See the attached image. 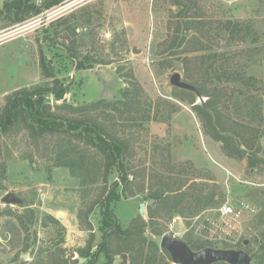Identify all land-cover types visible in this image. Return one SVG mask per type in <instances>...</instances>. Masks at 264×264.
Here are the masks:
<instances>
[{
  "label": "rangeland",
  "instance_id": "obj_1",
  "mask_svg": "<svg viewBox=\"0 0 264 264\" xmlns=\"http://www.w3.org/2000/svg\"><path fill=\"white\" fill-rule=\"evenodd\" d=\"M13 1L0 0V110L15 90L52 86L55 77L68 86L65 98L75 105L122 98L125 88L140 103L138 124L126 121L124 112L107 109L108 118L104 108L96 112L127 138L131 167L138 175L123 194L119 185L118 198L110 202L122 228L138 215L147 222L143 232L147 241L136 246L141 255L132 264H176L160 248L161 237H173L174 232V238L185 242L192 238L215 248H243L255 264L251 240L262 227L259 221H264V0H60L50 6L47 0H28L40 8L36 15L24 6L4 8ZM226 20L250 26L245 41L220 29ZM197 21L205 25L200 30L206 49H191ZM180 34L186 40L176 48L173 37ZM217 52L226 55L224 67L233 75L213 81L224 91L223 114L262 129L259 153L253 154V144L241 157L229 155L220 141L205 132L195 111L194 106L208 96L190 95L169 82L175 71L186 81L195 77L193 62L185 64L186 58ZM41 57L54 76L44 75ZM76 61L92 67L75 69ZM252 98L259 104L260 125L242 108ZM46 143L33 142L24 131L1 137L0 264H86L90 256H81L80 251L87 250L91 234V253L103 241L100 205L86 216L102 183L81 185L67 167L55 165ZM248 153L261 162L250 166ZM114 180H118L116 172L109 175L108 184ZM159 181L184 190L200 187L204 197L213 195V199L194 213L159 209L149 221L147 207L154 210L157 203L147 197ZM6 192H14L23 203L2 202ZM192 200L184 205L195 204ZM225 203L234 208L242 204L241 216L228 219V233L217 228L218 208ZM140 204L145 207L143 214ZM242 240L248 241V247L242 246ZM121 253L127 255L125 264H131V251ZM121 253L113 255L112 264H124ZM104 262L100 253L92 264Z\"/></svg>",
  "mask_w": 264,
  "mask_h": 264
},
{
  "label": "trees",
  "instance_id": "obj_2",
  "mask_svg": "<svg viewBox=\"0 0 264 264\" xmlns=\"http://www.w3.org/2000/svg\"><path fill=\"white\" fill-rule=\"evenodd\" d=\"M59 1L49 0L47 4L50 6ZM23 6L34 15L40 12V8L28 0L6 2L4 8L21 10ZM195 24L197 30L192 36L193 46L191 49H206L208 47L204 44V32L200 30L205 25L201 21H197ZM186 27L188 26L186 25ZM221 27V30H229V32L236 34L241 41H245L248 33L251 32L249 25H244L238 21L226 20L221 23ZM185 37L182 34L173 37V43L176 44V48L184 43ZM67 57L70 59L74 58L71 54H67ZM225 57L224 53L220 54L217 52L214 54H202L194 59L186 58L184 60L185 64L193 62L192 64L196 70L194 72L195 77L192 75L186 77L189 80L187 82L196 87L198 94L190 90H181H184L185 93H190V95L208 96L205 102L194 106L195 111L205 132L213 139L220 141L222 148L229 155L241 157L246 150H250L253 144H256L253 154L259 153L262 151L259 144V135L262 129L251 127L250 124L244 122L237 123L233 119L230 120L228 115L223 114V108L226 107L221 102L224 91L219 89L214 82L222 79H231L233 76L231 72H228L229 69L224 67L226 64ZM46 63L44 58L41 57L40 65L43 68L44 75L46 77L54 76L47 69L49 63ZM220 66L221 68H219ZM74 67L75 69H85L92 67V64L76 61ZM238 75L240 76L241 74ZM52 81V86L24 87L15 90L6 97L5 104L0 110V140L5 135L24 131L33 142L46 141L47 149L55 155V165L67 167L79 177L81 185L95 182L102 183L100 194L89 206L86 216L92 212L95 205H100V225L104 232V238L91 253L90 242L93 240V234H91L87 250L80 251V255L84 257L90 256L86 264H92L100 253H104L105 262L103 264H112L114 254L131 251L132 264L141 255V252L139 253L136 250V246H142L147 241L143 235L147 222L138 215L132 218L127 227L122 228L112 212L110 202L118 198L117 187L119 185H122L121 191L123 194L129 185L135 183L138 175L133 173L131 167V153L127 138L122 136L117 129H114L113 124L108 123V121L106 123L102 122L99 118L100 114L97 115L96 112L100 108H104L106 112L103 113L107 118L108 115H111L107 112V109L119 114L124 112L126 121L137 123L139 120L137 113L141 110L140 103L133 96L132 90L125 88L122 92V98L113 101L99 99L75 105L68 102L65 98L68 86L64 85L63 82H59L56 77ZM50 99L53 100L52 104ZM247 99L244 101L246 106L242 108H246L247 112L250 113L251 120L260 125L263 118L259 114V104L253 98ZM140 121L141 124L142 120ZM235 124H238V129ZM245 135L248 139H244ZM252 139H254V142L251 143ZM255 140L257 141L255 142ZM253 154L248 153L250 166H255L261 162V159L253 156ZM88 172H94V174L90 175ZM112 172H116L119 181L114 180L109 185L108 179ZM147 198H151L157 203V208L154 210L150 206L147 207L149 221H152L159 209H166L167 213L176 212L180 214L186 210L194 213L201 204L207 205L211 202L213 195L204 197L203 190L200 187L184 190L182 186L164 185L159 181L157 187L154 188L153 192L149 193ZM189 198L193 199L192 201L195 204L185 206L184 204L191 202ZM16 217L21 221L22 216L18 215ZM47 218L54 223H58V220L51 214H48ZM259 224L262 227L251 240L255 249H251V251L254 253L255 264H264V221L260 220ZM21 225L24 227L22 221ZM89 229H92L91 224ZM152 232L161 233L158 229H153ZM114 242L117 243L116 252H114L115 249L113 248ZM243 242L244 240H242V246L244 248L248 247ZM148 243L152 244L154 251L157 250L154 242L150 240ZM186 243L196 250L208 246V244L192 238L187 240ZM134 251L136 254H134ZM164 253L169 255L166 250H164ZM218 263L228 264L222 261Z\"/></svg>",
  "mask_w": 264,
  "mask_h": 264
},
{
  "label": "water",
  "instance_id": "obj_3",
  "mask_svg": "<svg viewBox=\"0 0 264 264\" xmlns=\"http://www.w3.org/2000/svg\"><path fill=\"white\" fill-rule=\"evenodd\" d=\"M169 82L172 86L190 90L198 94L196 87L183 80L178 71L171 74ZM1 201L6 204L23 203V200L14 192H6L1 197ZM139 209L142 214L145 212L143 204H140ZM243 243L247 244L248 241L244 240ZM160 248L166 250L172 262L176 264H213L221 261L228 264H251L252 262V256L243 248H215L206 246L199 250H194L185 241L168 235H163L161 237ZM119 256L125 264L127 255L121 253Z\"/></svg>",
  "mask_w": 264,
  "mask_h": 264
},
{
  "label": "built area",
  "instance_id": "obj_4",
  "mask_svg": "<svg viewBox=\"0 0 264 264\" xmlns=\"http://www.w3.org/2000/svg\"><path fill=\"white\" fill-rule=\"evenodd\" d=\"M218 214L219 217H221V220L217 224V228L220 229L224 233H228L227 228L230 226V223H228V219L232 218H238L242 214V204L238 206V208H234L231 204L225 203L220 208H218ZM170 229H173V224H170ZM175 236V232L173 234V237Z\"/></svg>",
  "mask_w": 264,
  "mask_h": 264
},
{
  "label": "crops",
  "instance_id": "obj_5",
  "mask_svg": "<svg viewBox=\"0 0 264 264\" xmlns=\"http://www.w3.org/2000/svg\"><path fill=\"white\" fill-rule=\"evenodd\" d=\"M47 2H49V0H47ZM85 4H81L79 7H83ZM79 7H77L76 9H78ZM72 11H74V10H72ZM65 95H68V90H67V92H66V94ZM73 103H77V102H73ZM114 263V262H113Z\"/></svg>",
  "mask_w": 264,
  "mask_h": 264
}]
</instances>
